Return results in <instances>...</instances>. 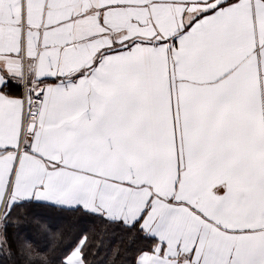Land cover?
Masks as SVG:
<instances>
[{
  "label": "snow or ice",
  "instance_id": "snow-or-ice-1",
  "mask_svg": "<svg viewBox=\"0 0 264 264\" xmlns=\"http://www.w3.org/2000/svg\"><path fill=\"white\" fill-rule=\"evenodd\" d=\"M50 213L111 264H264V0H0V264H94Z\"/></svg>",
  "mask_w": 264,
  "mask_h": 264
},
{
  "label": "trees",
  "instance_id": "trees-1",
  "mask_svg": "<svg viewBox=\"0 0 264 264\" xmlns=\"http://www.w3.org/2000/svg\"><path fill=\"white\" fill-rule=\"evenodd\" d=\"M53 220L54 227L61 229L62 231L69 232L72 235H77L82 229L88 228L94 232H102L99 224L93 225L90 218L83 217L79 213H50ZM22 230L31 232V229L27 225H22ZM14 230H10V233ZM33 238L38 241L42 246L47 243L42 235L31 233ZM102 241V243H101ZM132 246L130 239L123 233L108 229L102 232V235L96 241V247L99 249V256L95 258L94 264H111L108 260L110 251L113 248H120L122 250L128 249ZM57 253L54 251L52 259H56ZM126 254L124 251L121 252V260L117 264H123Z\"/></svg>",
  "mask_w": 264,
  "mask_h": 264
}]
</instances>
